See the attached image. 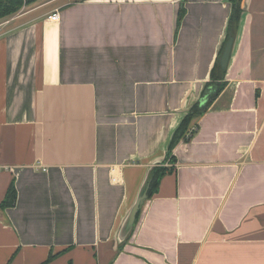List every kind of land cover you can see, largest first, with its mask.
<instances>
[{
    "label": "crops",
    "instance_id": "obj_1",
    "mask_svg": "<svg viewBox=\"0 0 264 264\" xmlns=\"http://www.w3.org/2000/svg\"><path fill=\"white\" fill-rule=\"evenodd\" d=\"M230 11L37 0L0 21V264H264V0H244L225 87L167 154ZM155 163L165 172L119 243Z\"/></svg>",
    "mask_w": 264,
    "mask_h": 264
},
{
    "label": "trees",
    "instance_id": "obj_2",
    "mask_svg": "<svg viewBox=\"0 0 264 264\" xmlns=\"http://www.w3.org/2000/svg\"><path fill=\"white\" fill-rule=\"evenodd\" d=\"M37 0H0V21L8 19L13 15L17 14L24 6H29L35 3ZM244 11V0H231V11L227 22L226 33L224 37L223 44L217 56V59L210 71L209 80L204 84L199 100L194 102L187 113L182 118L179 126L175 129L172 137L170 138V144L167 154H171L173 148L178 142L186 141L190 135L187 137L189 130L192 128V122L200 115H202L210 106V104L215 100L219 93L223 90L226 85L225 69L222 70L219 66V55L225 42L231 37L234 38L235 34L239 28L241 15ZM184 10L181 8L179 10V18L183 14ZM173 160V157H170ZM165 172V168L157 166L155 173L150 181L148 189V197L154 192L158 178L160 174ZM15 200V189L11 185L6 193L4 200L2 201V206H9L13 204Z\"/></svg>",
    "mask_w": 264,
    "mask_h": 264
},
{
    "label": "water",
    "instance_id": "obj_3",
    "mask_svg": "<svg viewBox=\"0 0 264 264\" xmlns=\"http://www.w3.org/2000/svg\"><path fill=\"white\" fill-rule=\"evenodd\" d=\"M232 44H233V38L230 37L225 42V44L222 48V51L219 55L218 62H219V66L222 70L226 69V67H227L229 57L231 54ZM157 164H159V163L152 164L149 167L133 203L129 207L127 213L125 214V217L123 218V220L121 222V225H120L119 230L117 232V240L119 243L123 242L126 239V237L128 236V234L130 233V231L134 225L137 213L140 209V206L143 204V202L148 197L147 192L149 189L150 181H151V179L155 173Z\"/></svg>",
    "mask_w": 264,
    "mask_h": 264
},
{
    "label": "built area",
    "instance_id": "obj_4",
    "mask_svg": "<svg viewBox=\"0 0 264 264\" xmlns=\"http://www.w3.org/2000/svg\"><path fill=\"white\" fill-rule=\"evenodd\" d=\"M49 19H51L52 21H57L59 19V12L58 11H54L51 13V15H49ZM194 127H192L189 132H188V135L187 137L191 134V132L194 130L193 129ZM111 171H112V175H111V181L112 182H117V177L115 176L114 174V171H117L116 168L114 167H111Z\"/></svg>",
    "mask_w": 264,
    "mask_h": 264
}]
</instances>
